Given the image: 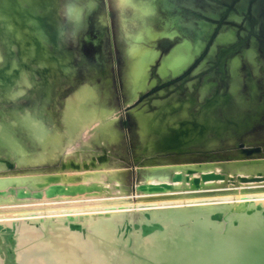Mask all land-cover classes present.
<instances>
[{"label":"bare ground","instance_id":"obj_1","mask_svg":"<svg viewBox=\"0 0 264 264\" xmlns=\"http://www.w3.org/2000/svg\"><path fill=\"white\" fill-rule=\"evenodd\" d=\"M118 1L123 5L131 4L132 8L141 3L138 7H135L138 11H140L139 7L141 6L149 10V7L151 8V6L155 4V0H149L148 2H146L147 0ZM94 3L95 0H0V104L1 102H5L4 105H1V111L4 112V115L0 117L2 118L0 121V171L3 172L6 168L8 169L7 172H10L18 168V166L31 167L42 165L44 167V164L48 162L55 161V163H57L56 160L64 156L63 153H65L67 146L69 147L75 140H79V138L76 137L81 136V134L90 127L97 125L95 127L96 131L106 134L108 131H106L108 128L107 126H112V122L115 123L114 117L112 116L114 112H112V108L110 107V98L112 97L111 79L106 78L103 73L100 74L104 80L102 83L94 82L95 86L86 84L78 88L75 92H72L63 105L58 103L61 94L58 88L61 86L64 75L74 73V64L72 63V61H74V53L69 51L68 47L77 41V39L75 41L76 30L83 25V16L85 12H87L86 10L93 7ZM147 4L151 6L149 5L145 8ZM125 8L123 6L122 9L125 10ZM165 8H167V1H164V9ZM136 9L135 13L137 11ZM144 9L142 11L147 15V18L149 14H154L152 8L149 11L147 10L149 14H146V10L144 11ZM142 11L136 14L140 15ZM151 11L153 13H151ZM143 12L141 15L142 17L144 16ZM135 13L133 12L134 15ZM126 16L127 15L124 17ZM137 17L141 22L145 19L143 18L141 20V17ZM137 19L136 21L138 22ZM149 19H151L150 16ZM28 24H31V26ZM67 24L72 27L69 28ZM145 25L147 24L145 23ZM139 27L138 29L142 26ZM150 27H152V25ZM148 29L150 30L149 27ZM148 29H144L146 33ZM152 30L151 28V31ZM168 31L169 28L167 32ZM31 32H34L36 37H33ZM141 32H144L143 29ZM138 33L140 36L139 30ZM143 34L145 36L148 33L145 34L144 32ZM131 35L135 38L133 34ZM135 35L137 36V34ZM150 35L155 36V33ZM160 35L158 37L156 35V38L159 40ZM139 36L136 37L138 42ZM142 36L141 39L144 40V36L143 38ZM147 36H149V34ZM204 36L205 35H203V37ZM163 37H166V33ZM170 37H175V35ZM153 39L154 38H152V41ZM173 39L174 38H172V40ZM8 44L10 46H8ZM134 45H132L133 48L131 50L133 53L130 52V55L134 54V56H132V58H134L131 64L129 85L133 94H136L138 97V93L149 86L150 67L153 62H156V58L160 57L159 54L161 53H157L140 44L136 45L134 43ZM41 46L44 47L42 52L40 51ZM201 47L202 45L199 43L196 48V53L201 52ZM194 51L193 45H191L189 41H184L163 59L161 68H159L163 74L171 71L174 75H181V73H184L194 61L196 56ZM77 53L79 52L77 51ZM9 54L12 55V59L8 61L7 56H9ZM225 54H227V52ZM252 55L249 51V56L251 57ZM254 58H256V56ZM254 58L252 60H255ZM237 62L240 61L237 60ZM236 63L235 65L237 66ZM238 68L239 67H237V69ZM234 69L236 68L234 67ZM171 72L168 73L172 74ZM234 75L235 74H233V78L235 77ZM164 76L165 75H163V77ZM34 80H37L40 85L34 90L31 89V93L34 91L35 94L33 93V95L26 99L29 102V104H27L30 106V109H23L24 107H19L22 104H19L17 99L22 95H27L24 93L27 89L25 90L24 87L29 85V88ZM153 83H157V80H154ZM236 84L238 85V83ZM239 84L241 85L243 83L240 82ZM253 86L255 87V85ZM181 88L183 89L184 87ZM203 97L206 98L207 96L205 97L203 95ZM25 98L26 97H24V99ZM21 99L23 98L21 97ZM6 102L12 103L6 104ZM22 102L26 103L24 100ZM48 103L50 107L47 106ZM240 103L241 101L239 104ZM214 105L215 101L204 106L200 113L184 110L181 121L175 119L170 112L171 109L175 107L174 105L173 107L165 105L160 110L163 113H161L162 115L160 116H158L159 114L141 112L139 119L141 123V139H146L149 146H151L154 151L159 152V150H166L168 148L182 150L186 145L203 139L211 130L222 132V128L228 125L231 119L222 123L212 121V118H209V114ZM186 108H188V106ZM242 109L240 108L241 111ZM59 110H61L60 117L56 114ZM146 110H148V108ZM263 113L264 112H262V114ZM239 115L241 117V114ZM58 120L61 121V124L58 123ZM92 131L93 130H91V132ZM153 133H155V138L150 136V134ZM95 135L97 136L98 133ZM102 135L104 136V134ZM109 135H111L112 139L121 137L118 135V132L114 130H109ZM103 136H101V138H103ZM107 137L108 136H106L105 139H107ZM66 140L70 141L67 142ZM93 140L95 141L94 143H97L95 139ZM83 142L85 141H82V143ZM88 143L85 147L89 146ZM102 143L101 146L105 144L103 141ZM74 145L75 144H73V146ZM113 147L115 146L113 145ZM76 150L78 151L79 148ZM152 151L150 150V152ZM73 152L74 150L72 153ZM256 152L258 151H255V153ZM243 153L245 154V151ZM61 154L63 155L60 157L59 155ZM58 156L60 158H57ZM159 156L163 155L161 154ZM106 157L101 159L98 158L99 160H95L94 158V160H90V164L87 163V165H84L95 168L100 165L104 166L107 161H110ZM241 158L244 160L243 157ZM257 163L249 167V171L243 170L239 172L241 176L238 177L240 178V183H246L247 186V183L250 182H253V184L258 183L259 185V182L264 181V174L261 173H254L252 176H248L249 173L255 170L260 172L261 169L259 170V168L264 167V164L257 165ZM62 164L64 170L65 168H71L76 171V169L79 170L81 167H84L78 159L69 158L68 156L65 157L64 163ZM47 165L48 164H46V166ZM160 168L161 167H159V169ZM183 168L185 167L183 166ZM195 168L196 167H193L192 169ZM6 169L4 171H6ZM213 169V167L209 169L203 167L201 169V175L192 174L193 176L184 173L182 167L174 169L163 168L158 170L155 176L149 181L147 180L146 185L141 187V190L147 191L146 194L148 192L152 193L150 194L151 197H144V203L146 204L143 205L147 206L148 204V206L152 207L139 211L140 213L135 212L136 215L137 213L139 214L136 219L132 218L133 214L131 217L127 212L129 210H120L123 207L125 208V206L128 208L130 204L126 205L127 202L119 200L116 202L114 201V203H112L113 201L111 203L95 202L87 204L52 205L45 206V208L42 209H16V207L20 206L19 204L26 205V203H28L26 201L30 200L31 202V200H34V202H36L35 200H40L43 197L46 198V200H51L52 198H56L57 200V198L59 199V197L63 196L64 199L65 196L69 197L71 195L77 196L86 194L89 196V194L97 191L102 193L106 190V187H108L106 186V181H108L110 177L113 178L115 175L118 176V169V173H112L110 171L112 174H109V172L102 173V171H100L101 169L99 170L101 173H96L97 170L95 169L87 168L86 170L85 168L84 170L86 171H83V174L78 172L62 173L63 170L60 172L62 174H57L58 176L50 175L48 177L44 176V174L35 176L32 174H19V176L13 174L7 177L0 176V203L5 202V205L10 208L7 211L8 213L0 214V264H264V201L257 202L258 199H256V201L250 200L253 196H258L257 198L260 197L259 199L262 200V198H264L263 187H260L261 189L257 188V190L255 188L254 190L256 191L253 193L254 195L251 194L249 190V193H245L246 196L242 194V198L237 199L238 202L235 203H232V195L230 196L231 199H229L231 202L213 203L212 201L216 197L214 199H210L211 197L206 198L204 192H202L207 185L209 186L211 183L217 182L223 178L222 175L224 174H221V171L216 172ZM232 169H235V167ZM102 170L104 171L105 169ZM74 175H78L79 177L74 178ZM230 177L232 176L230 175ZM76 179L80 180V182H75ZM118 180L116 181L119 182ZM114 181L115 179H113L112 183ZM112 183L110 187H112ZM23 184L27 185L25 188L28 189L16 187L17 185L24 186ZM253 184L251 185L253 186ZM235 186L236 185H234V187ZM40 188L41 190H39ZM169 189L179 190V192L180 189H183V191L180 194L179 192H174L176 196L171 194L173 197H168L169 195L167 197H165V195L164 197L163 195L161 196L162 191L166 193ZM240 189L238 188L239 191ZM124 190L125 189L122 191ZM235 191H237V189H235ZM241 191H244V189ZM210 192L213 193V191ZM217 192L215 193L216 195L218 194ZM244 192L247 191L245 190ZM124 193L126 195V191L121 194ZM228 193L229 192H227V194ZM109 194L111 195V193ZM141 194L142 193H140V195ZM115 195L116 194H114V196ZM249 195L253 196L248 198ZM98 196L93 199H100ZM238 196L241 197V194L237 195V197ZM222 198L226 199V196H221V198L218 199L223 201ZM64 200L67 199L65 198ZM129 200L130 199H128V202ZM226 201L227 200H225V202ZM38 202L40 201L36 203ZM140 205L142 204H138L139 207ZM133 206H135V204ZM29 210L36 213L40 211L42 213L40 215L43 216L38 214L39 217L37 218L25 220L24 217L22 218L19 216V218L14 215L15 213L21 216L30 215V213H28ZM126 234L127 237H125Z\"/></svg>","mask_w":264,"mask_h":264},{"label":"rangeland","instance_id":"obj_2","mask_svg":"<svg viewBox=\"0 0 264 264\" xmlns=\"http://www.w3.org/2000/svg\"><path fill=\"white\" fill-rule=\"evenodd\" d=\"M148 1L149 0H147L146 2ZM164 1H167V8L165 9H164ZM119 4L120 2L118 0H95L93 7L89 10H86L87 12H85L83 19H82L83 25L76 30V38H75V41L77 39V41L75 42L76 44L73 43L70 47H68V50L74 53V57H73L74 61H72V63L74 64V68H73L74 73L69 74V75L68 74L64 75L63 81L61 82V86H59V88L57 86V88L62 94V95L60 94L58 103L63 105L65 101L67 100V98L70 96V94H72V92H75L78 88L86 84L95 86L94 82L102 83L104 80L100 76L101 73H103L106 76V78H110L111 79V90H112V95H111L112 97L110 98V107L112 108V112H114L113 115L112 114L111 115L114 117V122H115V123L113 122L111 123L113 127L110 125L107 126L109 129L106 127L107 128L106 131L108 130L107 131L108 133L106 132L107 134L106 135L105 133L96 131L95 127L97 125L96 126L93 125L88 130L85 131L86 133L84 132L83 134H81V136L76 137V138H79V140L77 139L78 142L77 140H75L72 144L70 142L71 145H69V147L67 146L68 150L65 149V153H63L64 156H62L63 154H61L59 155L60 157L62 156L61 158L59 156L57 157V158H60L56 160L57 163H55V161L48 162L46 163L48 165L46 166V164H44V167L42 165H35L31 167L30 166H26V167L18 166L19 169L15 168L14 170L10 172H7L8 169L6 168H5L6 171H4L5 169L3 170V172L0 171V176H4V177H7L8 175H13V174H15L16 176H19V174L20 175H26V174L31 175L32 174L34 176L44 174V176L46 177L50 175L58 176L59 173L64 170L62 163H64V159L66 156H68L69 158L71 157V158L78 159V161L81 162V165H84V164L87 165V163H89L90 160H94V158L95 160H99L98 158L101 159L107 156L106 158L110 161H107L105 165L108 168L105 165L104 166L100 165L96 168L89 166V165L88 166L84 165V167L86 168V170L87 168L95 169L97 170L96 173L98 172L101 173L100 171H102V173L109 172V174L119 172L118 176L115 175V177L113 178L110 177V179L106 181V184H107L106 186L108 187L105 186L106 190L102 193H99L97 191L98 193L93 192L92 193L93 195L89 194V196H87L86 194L77 195L79 197L81 196L80 199L77 196H72V195L69 197L65 196L67 200H64L65 198L63 199L64 196L59 197V199L57 198V200L56 198L55 199L52 198L51 200H46V198L43 197L45 201L43 198H41L40 200H35L36 202L40 201L38 203L34 202V200L33 201L31 200V202L29 200V201H26L29 204L26 202H25L26 205L19 204L20 206L16 207V209L18 208L19 209L20 208H27V209L28 208H34V209L40 208L42 209V208H45V206H52V205L58 206V205H68V204H84V203L87 204V203H95V202L111 203L113 201L112 203H114V201L116 202L119 200V201L127 202L126 205L130 204L128 205V208L126 206L125 208L122 206L123 208L120 210L121 211L129 210L127 212L131 215V217L133 214L132 218L136 219L137 216H139L138 214L140 213L139 211H142L144 209H149L150 207H152V206H148V204L147 206L143 205V204H146L144 203L145 201L144 197L146 198L151 197L150 194L152 193L148 192L146 194L147 191L141 190V187L146 185L147 180L149 181L151 178L155 176L158 170L163 169V168L164 169L166 168L174 169V168L182 167V171H184V173H186L189 176H193L194 174L201 175L202 173L201 169L203 167L208 168V169L213 167L214 168L213 170H215L216 172L221 171L220 173L221 174L223 173L225 176L222 175L223 178L221 180L217 182H213L214 184L211 183L209 186L207 185L208 187L206 186L204 188L205 190H202L206 198L211 197L210 199H214L216 197L215 199L217 200L214 199L215 201L213 200L212 201L213 203H216V202L217 203H227V202H231V200H232V203H235V202H238L237 199L242 198V194L246 196L245 193H249L248 192L249 190L251 191L250 192L251 194L255 193L257 188L261 189L260 187H263L262 189L264 190V185H263L264 181L259 182V185L258 183L254 182L255 184H253V182H250L251 184H253V186L250 183H247L248 185L246 186V183H240L241 182L240 178H238V177H241L239 172H242L243 170L249 171L248 168L252 167V165L257 163L258 161L259 162L257 163V165L264 164V113L262 114V112H264V69H263L264 68V0H196V1L195 0L194 1L193 0L192 1L191 0H177V1L176 0L174 1L173 0H157V1L155 0L154 5L151 6L149 4L151 8L153 9V12L155 15L149 14L147 12L148 8L146 10L142 6L139 7L140 11H142L143 9L144 11L146 10L145 13L149 14L148 18H147V15H145L143 11H142L144 14L143 17L141 16L142 12L140 13V15H138L139 14L138 12L140 11H138L135 7H138L141 3L138 4V6H133L134 8H132L131 4L130 5H127V4L119 5ZM122 5L124 6V8L126 7L125 10L122 9L123 8ZM149 5L148 4L145 5V8L146 6L148 7ZM128 6H130L133 10ZM151 8L149 7V10ZM135 9L137 10L136 13L138 14L135 13ZM133 12L135 13L136 16L133 14ZM153 12L151 11V13ZM125 15L127 16L124 17ZM137 16L141 17V20L143 18L145 19L142 20L143 22H141ZM149 16L151 17V19H149ZM213 18H216V19H213ZM136 19L138 20V22L136 21ZM145 23L150 26L152 25V27L145 25ZM29 26H31V24ZM67 26L69 28L72 27L71 25H68V24ZM139 26L140 27L142 26V27L140 28ZM138 27L140 29H138ZM148 27L150 28V30L148 29ZM151 28L155 31L153 30L151 31ZM168 28H169V31L167 32ZM142 29L145 32V34L148 33L149 36H147L148 34L144 36L143 34L144 32H141ZM144 29H148L147 33ZM138 30L141 34L140 36L138 35L139 34ZM150 31L152 33H155V36L154 35L151 36L150 34L152 33ZM31 33L33 37H36L34 32H31ZM165 33H166V37H163L165 36ZM131 34H133L135 38H133ZM135 34H137V36L140 37L139 42ZM142 34L144 36L145 41L141 39ZM158 34L162 35V37L161 35L159 37L160 40L156 38V35L157 37L159 36ZM174 35L175 37H170ZM203 35L205 36L203 37ZM152 38L155 39V40L153 39L154 42L152 41ZM172 38L174 39L172 40ZM142 40L144 41V43ZM184 41H189V43L193 45L195 53H196V48L198 47V44L200 43V45H202L201 50H200L201 52H198L199 55L198 53H196L194 61L184 71V73L183 72L181 73V75L180 74L174 75V73L171 71H168V72H171L172 74L168 72H166V74H163L160 69L163 59L166 58L175 49V47L177 48ZM242 42H243V45H242ZM134 43L136 45L140 44L142 46H145L148 49H152L157 53H161L159 54L160 57L156 58V62H153L154 65L152 64L150 67L151 68L149 72L150 80L149 79L148 80L150 84L152 83L151 84L152 86L149 84V86L145 90L140 91L138 93V97L136 96V94H133V91L131 90L130 85H129V75H130V70H131V64L134 58V57L132 58L134 54L130 55V52L133 53V51L131 50L133 48L132 45H134ZM8 46L10 45L8 44ZM43 49L44 47L41 46L40 51L42 52ZM77 51L79 53H77ZM249 51H250V54L251 55L253 54L254 56L252 55L250 57ZM226 52L227 54H225ZM222 53L225 55H223ZM255 56L256 58H254ZM252 57L255 60H252L253 59ZM236 58L240 62H237ZM10 59H12L11 54L7 56V60L9 61ZM251 60L253 63L251 62ZM235 63L237 64V66L235 65ZM233 65L236 69H234ZM237 67L239 68L237 69ZM257 72H258V75H257ZM233 74H235L234 78H233ZM163 75H165L166 77L165 76L163 77ZM206 77H208L209 79ZM154 80L155 81L157 80V83H153ZM240 82L243 83L241 84L242 86L239 84ZM236 83H238V85ZM39 85L40 83L37 80H34L29 87L30 89L28 88L29 85L24 87L25 90L27 89V91H25L24 93L25 95L26 94L27 95L26 96L22 95L21 97L23 99H21V97L17 99L18 100L17 102L23 105L19 107H24L23 109H30V106L28 105L29 102L26 99H28L27 97L33 95V93L35 94L34 91L33 93L31 92L32 90L36 89ZM253 85H255V87ZM232 86L234 87V89ZM181 87H184V88L182 89ZM233 91L235 94L233 93ZM254 94L256 97L254 96ZM203 95L207 97L204 98ZM24 97L26 98L24 99ZM21 100L22 101L24 100V102L26 103H23ZM154 101L155 103L157 101L158 102L160 101L162 104L160 102L159 103L157 102L155 104ZM210 101L211 102L215 101V105L209 114V118H212L211 119L212 121H217V122L222 123V122H226L228 119H231L230 123L222 128V132L211 130L206 134V136L203 139H201L198 142H193V143L186 145L185 148L182 150L168 148L166 150H159V152L154 151L153 148L149 146L146 139H141L142 138V134L140 130L141 123L139 120L141 112H145L147 114L148 113L157 114V115L159 114L158 116H160L163 114L160 110L165 105L172 106V107L174 105L175 107H173L170 112L172 116L175 117V119H179L178 121H181V119L183 118L181 116H183L182 113L184 110H187L189 112L200 113L202 112V109L204 108V106L211 103ZM240 101L242 104L241 103L239 104ZM2 103L3 102H1L0 104V117H3L4 115V112L1 111L2 110L1 105H4L5 102L3 104ZM8 103L9 102H6V104ZM11 103L12 102H10L9 104ZM158 104L159 105L161 104L160 107ZM177 105L179 106V108ZM47 106L50 107L49 103L47 104ZM187 106L188 108H186ZM243 107L244 108L248 107V108L244 109ZM147 108L148 110H146ZM240 108L241 109L243 108L242 111L240 110ZM56 114H58L60 117L61 110H59L58 113ZM239 114H241V117ZM1 120L2 118H0V121ZM58 123L61 124V121L58 120ZM91 130L93 131L91 132ZM109 130H114L118 132V135L121 137H119L118 139H115V138L112 139L111 135H109ZM93 133L95 134L98 133V135L96 136ZM102 134H104V136ZM154 134L155 133L150 134V136L155 138L156 136H154ZM101 136H103V138H101ZM106 136H108L107 139H105ZM93 139H95L97 143H94L95 141ZM101 139L105 143L102 146L101 144L103 143ZM144 140H146L145 141L146 143L143 142ZM66 141L69 142L70 140H66ZM82 141H85V142L82 143ZM86 141L87 143L89 142L88 143L89 146L85 147V145H87ZM106 142H107V145H106ZM73 144L75 145L73 146ZM113 145L115 147H113ZM78 148L79 150L77 151L76 149ZM73 150L75 153L74 152L72 153ZM104 150L106 153L104 152ZM150 150L151 151L153 150V151L150 152ZM244 151H245V154L243 153ZM255 151H258V152L255 153ZM169 152H172V153H169ZM253 152L255 155L253 154ZM161 154L163 156H159ZM241 157H243L244 160H242ZM152 161L154 162V164ZM111 166H115V167H111ZM183 166L185 168H183ZM84 167H81L79 170L76 169V171L75 169L65 168V170L62 173L64 172L82 173L83 171H86L84 170L85 169ZM102 167H105V168H102ZM159 167L161 168L159 169ZM193 167H196L195 169L201 168L200 170L198 169L200 172L198 170L192 169ZM234 167L235 169H232ZM263 168L264 167L259 168V170L261 169L260 172H258V170L257 171L255 170L252 173H249L248 176H252L254 173L264 174ZM102 169H105L106 171L105 170L103 171ZM117 169H118V172H117ZM230 175L232 177H230ZM74 176H73L74 178L79 177L78 175L77 176L74 175ZM113 179H115V181L119 179L118 181L121 183L117 181L116 182L114 181L112 183ZM109 181L112 183V187H110L111 183ZM125 181H127L128 183ZM75 182H80V180L76 179ZM231 182L234 184H232ZM242 184H244L245 186ZM23 185L24 186L17 185L16 187H19L20 189H23V188L28 189V188H25L27 185L25 184ZM234 185H236L235 186L236 188L234 187ZM242 187L244 191L246 190L247 192L241 191L243 190ZM122 188L125 190L122 191L123 190ZM238 188L239 189L241 188L240 191L238 190ZM255 188L256 190H254ZM235 189H237V191H235ZM39 190H41V188ZM108 190L111 192H109ZM125 191H126L127 197L125 193L121 194ZM169 191H167L166 193H163L162 191L161 196L163 195L164 197L165 195V197H167L169 195L168 197H173V196H176L177 192H179V190L176 191L174 189H169ZM182 191L183 189H180L179 194L182 193ZM210 191H213V193H211ZM214 191L216 192L218 191L217 192L218 194L216 195L215 194L216 192ZM174 192L176 193L174 194ZM227 192L229 193L232 192V193L227 194ZM109 193H111V195L113 196H111ZM140 193L142 194L140 195ZM114 194L116 195L114 196ZM239 194H241V197L239 196L237 197V195ZM253 195L251 196L249 195V197L248 196L247 197L250 198ZM97 196L100 199H93ZM221 196H226V199L222 198L223 201L222 200L220 201V199L218 198H221ZM230 196L232 199L230 198ZM257 197L253 196L252 198H250V200L256 201V199H258L257 202L264 201L263 200L264 198L260 200L259 199L260 197L259 198ZM128 199H130L129 202H128ZM58 200H61V201H58ZM225 200L227 201L225 202ZM5 204H6L5 202L0 203V214L8 213L7 211L10 208L9 206H6ZM134 204L135 206H133ZM138 204H142V205H140L139 207ZM129 206L132 208H130ZM134 207L138 209H135ZM120 210H117V211H120ZM133 210H137V211H133ZM32 212L33 211L29 210L28 213H30V215L28 214L25 216H21L16 213L14 215L18 217L20 216L22 218L24 217L25 220H27L30 218L31 219L35 217L37 218L39 217L40 214H42L40 211H38L37 213L33 212L34 214ZM135 212H138L137 215ZM40 216H43V215H40ZM125 237H127V234Z\"/></svg>","mask_w":264,"mask_h":264}]
</instances>
